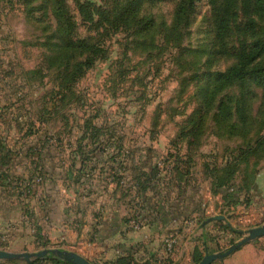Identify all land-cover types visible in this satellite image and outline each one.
Wrapping results in <instances>:
<instances>
[{
    "label": "rangeland",
    "instance_id": "obj_1",
    "mask_svg": "<svg viewBox=\"0 0 264 264\" xmlns=\"http://www.w3.org/2000/svg\"><path fill=\"white\" fill-rule=\"evenodd\" d=\"M178 1L160 0L142 6L140 15L152 17L153 27L141 43L131 33L101 26L97 23V15L91 20L89 11L80 6L85 3L90 9H110L120 0H66L75 21L76 36L102 43L104 51L78 79L76 97L62 111L61 116L65 113L66 119L51 114L47 126L39 127L35 123L32 131L37 129L38 132L26 136L25 131L32 126L29 117L37 107L39 109L35 100L41 101L45 93L47 99L54 83H60V78L68 76L70 70L69 67L63 69L62 62L54 59L57 51L50 52L42 45L55 41L52 35L57 25L49 8L40 2H34L30 8L22 4V0H0V118L5 119V125L1 127H6L16 155L20 148L25 150L24 156L8 169L9 175L16 177V188L11 189L10 194L0 186V196L19 194L26 213H29L27 205L36 206L41 213L42 206L60 203L55 213L69 219L81 216L82 211L84 215L92 214L95 220L91 231L94 234L100 232L96 226L105 215L115 219L108 222L107 235L117 232L124 238L133 230L151 228L162 236L167 230L168 233L157 241L163 246L166 259L147 261L148 264H177L176 255L183 261L184 242L195 239L198 228L212 222H206L208 218L216 215L225 216V220L228 218V209L219 203L213 204L206 196L207 184L201 172L205 157L217 156L221 162L228 155L226 146L230 148L236 142L213 136L211 123L206 125L198 150L197 146L191 147L197 151L193 155L191 174L185 178V191L180 196L177 193L178 176L174 168L187 151L186 141L178 134L188 115L199 106L201 93L198 86H204L201 74L222 71L234 62L232 56L224 54L221 46L216 43L212 46L214 14L219 1L212 7L210 0H191L188 26L178 43L170 39L168 31ZM253 16L256 22L264 24V11H257ZM244 20L245 14L238 7L225 41L227 48L237 45L242 37ZM215 50L217 53L214 54ZM51 55L53 60H47L46 57ZM81 59L82 56H76L70 64ZM84 118L101 129V136L92 147H99L96 158L102 163L94 172V181L84 180V186H81L62 178L63 165L69 160V145H74ZM59 131L62 143L56 136ZM42 165L46 174L39 171ZM151 167L157 170L156 178L151 189L142 196L132 188L133 179L140 169ZM179 169L182 170V166ZM118 177L125 183H121L119 191L111 193L112 188L106 183ZM256 213L240 215L236 225L229 224L241 231H247L254 224L262 225L264 216ZM155 217L161 220L155 223ZM247 218L253 222L245 221ZM30 223L27 230L30 226L31 233H36V227ZM210 225L213 226L208 229L213 231V238L218 242L214 252L225 249L231 240L235 242L242 236H227L226 232L218 231L222 230L218 225ZM178 227L183 228L180 238L175 233ZM11 238L0 227V249L35 252L43 247L58 248L85 257L81 242L55 247ZM167 238L174 240L169 254L165 250ZM261 243L264 244V237ZM88 258L92 264H105L110 259L106 255H88ZM182 261L181 264H192L191 259ZM17 264L25 262L21 260Z\"/></svg>",
    "mask_w": 264,
    "mask_h": 264
},
{
    "label": "trees",
    "instance_id": "obj_2",
    "mask_svg": "<svg viewBox=\"0 0 264 264\" xmlns=\"http://www.w3.org/2000/svg\"><path fill=\"white\" fill-rule=\"evenodd\" d=\"M160 0H120L118 4L110 9H100L89 4L80 3L82 9L89 11L88 17L92 20L97 15V23L101 26L111 28L113 31H126L143 43V38L153 27V18L140 15L142 6L145 3H154ZM219 1L217 11L214 14L213 41L224 49V54L232 56L234 62L224 70L204 71L201 76L204 86H198L200 94L199 106L194 109L186 118L178 137L183 138L187 144L186 153L181 156L182 160L175 165L178 176L177 183H185V179L191 174L193 166V155L200 147L202 136L206 132V125L211 123V134L217 138L235 140L230 148L226 146L228 155L218 162L217 156H208L203 163V175L210 182L212 195L224 189L226 193L222 196L224 204H237L234 199L242 192L248 193L253 185L258 166L264 159V24L255 21L253 13L264 11V0H210L212 7ZM34 2H40L49 8L50 13L56 21V30L52 37L53 43L43 42L42 45L52 51H57L55 60L62 62L63 69L69 67V74L60 78V83H54L52 89L46 93L39 104V109L29 118L32 120L26 133L36 134L32 131L35 123L38 126H47L49 117L56 116L65 120V110L77 94V81L81 79L86 71L91 68L95 61L102 55L103 44L91 40L89 37H78L75 31V21L67 7L66 0H22L26 6ZM190 2L179 0L176 4L173 20L169 27L168 36L177 41L188 26L190 16ZM241 7L245 14L241 32L242 37L237 45L227 48L226 39L230 30V24L236 15V10ZM31 8V6H30ZM217 53V51H213ZM76 56H82L81 60H71ZM52 61V55L46 57ZM14 77V76H13ZM49 98V99H48ZM18 100L22 98L17 97ZM48 111V113H47ZM55 119V118H53ZM67 123V122H65ZM38 127V128H39ZM82 136L79 139L78 149L82 153V142L90 147L95 146L101 136V129L96 128L89 119H83ZM83 142V143H84ZM192 146H197L193 151ZM99 148V147H98ZM12 153L4 144L0 135V164H6ZM182 166V170L179 169ZM40 172L46 174L43 165ZM43 170V171H42ZM155 167L140 169L134 176L133 185L136 191L142 196L148 189H151L153 179L156 178ZM0 174L10 177L4 171ZM238 174H242L241 184L236 188L235 180ZM16 180V179H15ZM31 190V187L29 188ZM24 211V209H23ZM163 217V216H162ZM207 218L201 220L203 222ZM221 227L233 233L235 236L242 234V231L233 228L224 220L217 221ZM233 240L229 243L232 244ZM232 242V243H231ZM45 245V243H44ZM133 252V249H129ZM207 253L205 246L202 249L194 248L190 257L192 264L200 262ZM21 260H5L1 263L17 264ZM25 262V261H24ZM25 264H71L55 257L37 258ZM111 264H137L131 254L117 257ZM148 264V262L142 263ZM211 264H221L220 260Z\"/></svg>",
    "mask_w": 264,
    "mask_h": 264
},
{
    "label": "crops",
    "instance_id": "obj_3",
    "mask_svg": "<svg viewBox=\"0 0 264 264\" xmlns=\"http://www.w3.org/2000/svg\"><path fill=\"white\" fill-rule=\"evenodd\" d=\"M61 119V118H60ZM36 124H38L36 122ZM64 124V123H63ZM62 124V126H63ZM5 125V119L0 118V135L4 140L5 146L8 150L12 153L8 162L6 164H0V171L1 172H9L8 169H12L15 164L18 162L17 159L21 158L25 154V150L20 148L19 154L16 155L13 151H15V145H11L9 143V138L7 136V132H5L6 127H1ZM20 128V126H18ZM22 128V127H21ZM65 128V124H64ZM26 136H33L35 134H27L26 131L24 135ZM56 136L60 140L59 142L62 143L60 139L61 132L59 131ZM82 136V130L79 133V136L76 137L74 145H69L70 151L68 153L69 160L64 163L63 165V181H71L72 185H81L84 186V180L88 182L94 181V172L98 169L101 165L100 160L96 157L98 156L99 149L98 147H90L86 145V142H82V145H85L82 148V153L78 149L79 139ZM104 153V152H103ZM87 157V158H85ZM92 172V173H90ZM203 174V172H201ZM204 176V175H203ZM242 174H238L235 180V187L237 188L241 184ZM16 177L11 176L6 178L0 174V186L10 192L11 189L16 188ZM21 179V178H20ZM206 180V190H208L207 197L209 198L210 202L213 204H220L225 209H228V218L225 220L226 222L230 223L231 225H236L238 223L240 215L246 216L250 215L251 213H255L258 215L264 216V159L261 160L258 171L256 174L255 181L250 188V191L246 193H241L238 197L236 196L234 199H237L239 202L237 204L229 203L230 205L224 204V200L222 196L226 193L224 189H221L215 195H212L210 192V182L208 179ZM125 181L121 178H116L115 180H110L106 183V186H110L112 188L111 193H115L119 191V187L121 183ZM134 182V179H133ZM91 184V183H89ZM135 184V182H134ZM180 183L177 185V193L180 196L187 186V183ZM132 188H135L132 186ZM148 191V190H147ZM7 193V192H2ZM12 192H10L11 194ZM147 193V192H145ZM19 194H12L11 197L7 196H0V227L1 229L8 233L13 240L14 238L18 239V241L22 242L23 240H30L33 244L36 243L37 245H52L55 247H60L64 245H68L69 243L81 242L82 248L85 250V257L87 259L88 255H106L108 258L112 256V258L108 259L105 264H111L117 257L131 254L136 260L138 261H151V260H164L166 259L165 252L163 246L157 243L158 238L166 235L168 233L165 230V235L158 234L157 231L153 229H138L133 230V232H129L124 238L120 237V234H112L107 235L106 230L108 228V222L110 220L115 221L114 217L109 219L108 215L104 216V219L99 222L100 225L96 226L97 229L100 230L98 233H92V224L94 222L93 215H84V211H82V215L79 217H75V219H69L64 214L55 213L60 207V203H53L51 205L47 204L42 206L41 213L38 211L36 206L27 205V210L29 213L23 211V204L24 201L18 196ZM33 204V203H32ZM44 205V204H43ZM258 215L256 217H258ZM29 216V220H28ZM82 216L84 218L82 219ZM22 220H19V218ZM163 220H167L166 217H162ZM161 218L155 217V223L160 221ZM219 221V220H217ZM217 221H212L211 223H206L205 225H201L198 228L197 237L193 240H187L183 244L184 248V258L183 261L186 259L187 261L190 260V256L195 247L202 249L205 246L207 253H211L216 251L217 243L215 242L216 239L213 238V231L208 229L215 224L218 225L222 230L220 233H227L228 236L230 233L224 230L221 225ZM31 222L32 227H36V233H31L30 226L29 230L27 224ZM175 226L177 222H173ZM264 223V222H262ZM210 226H208V225ZM113 226V224H111ZM153 226V225H152ZM258 226L256 224L251 225L249 228ZM180 227V226H179ZM175 232L178 234L177 236L180 238L182 237L183 228H179ZM244 229V228H243ZM29 231V232H28ZM234 235V234H233ZM264 236L255 239L249 243H246L238 250L234 251L231 255L227 256L222 260L221 264H264V244L261 243V240ZM162 238H160L162 240ZM260 240V241H258ZM58 242H62V245H59ZM120 245H117L119 244ZM129 249H133V252H129ZM182 254V251L180 252ZM179 253V254H180ZM176 255V262L177 264H181L178 257ZM188 256V257H187ZM182 261V262H183Z\"/></svg>",
    "mask_w": 264,
    "mask_h": 264
},
{
    "label": "water",
    "instance_id": "obj_4",
    "mask_svg": "<svg viewBox=\"0 0 264 264\" xmlns=\"http://www.w3.org/2000/svg\"><path fill=\"white\" fill-rule=\"evenodd\" d=\"M213 220H225V216L216 215L208 218L206 222ZM262 236H264V223L256 227H252L247 231H242V236L225 249L219 250L217 252L206 253L197 264H211L214 261L224 259L234 251L238 250L244 244L249 243ZM46 257L59 258L71 264H92L88 259L80 255L79 253L58 248L43 247L35 252H13L0 249V261L22 260L28 263L33 261L34 259Z\"/></svg>",
    "mask_w": 264,
    "mask_h": 264
},
{
    "label": "built area",
    "instance_id": "obj_5",
    "mask_svg": "<svg viewBox=\"0 0 264 264\" xmlns=\"http://www.w3.org/2000/svg\"><path fill=\"white\" fill-rule=\"evenodd\" d=\"M245 221H247L249 223L253 222L252 219H249V218L245 219ZM164 242H165L166 253H168V254L171 253L173 250V246H174V240L171 238H167V239H165Z\"/></svg>",
    "mask_w": 264,
    "mask_h": 264
}]
</instances>
